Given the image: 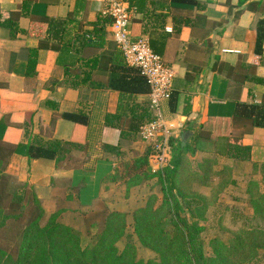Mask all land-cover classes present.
I'll return each mask as SVG.
<instances>
[{
    "label": "crops",
    "instance_id": "crops-1",
    "mask_svg": "<svg viewBox=\"0 0 264 264\" xmlns=\"http://www.w3.org/2000/svg\"><path fill=\"white\" fill-rule=\"evenodd\" d=\"M25 1L31 2L27 16L20 15ZM197 2L146 0L143 10L130 6L129 32L147 39L175 72L163 117L173 138L190 133L182 142L192 151L184 156L177 180L188 168L202 175L223 165L234 175H247L254 165H264V128H251L249 113L250 107H264V0ZM103 10V0H0V206L10 199L4 175L13 184L28 185L48 216L57 211L56 191L65 182L71 183L64 193L75 203L91 213L124 214L128 229L151 198H157L156 206L163 202L157 175L141 176L137 184H131L134 177L116 180L120 165L144 155L149 144L122 139L107 119L122 108L126 117L133 104L148 106L149 92L129 95L111 86L112 80L133 74L126 71L111 25L102 20ZM48 20L65 25L56 31ZM98 21L103 27L95 26ZM91 31L99 33L85 35ZM242 106L249 110L236 120ZM36 138L79 152L81 169L30 157ZM231 141L251 148L250 162L228 158ZM61 220L75 225L82 216L65 210ZM125 245L122 239L117 246L122 251ZM139 248V258H156Z\"/></svg>",
    "mask_w": 264,
    "mask_h": 264
},
{
    "label": "trees",
    "instance_id": "trees-1",
    "mask_svg": "<svg viewBox=\"0 0 264 264\" xmlns=\"http://www.w3.org/2000/svg\"><path fill=\"white\" fill-rule=\"evenodd\" d=\"M174 1L198 5L197 0ZM128 2L131 7L136 6L138 10H143L146 0H128ZM30 7L31 2L25 1L20 15H29ZM3 15L13 17L15 14ZM105 18L102 19L103 22L111 25L112 19ZM48 22L56 31H61L65 25L61 21L48 20ZM95 26L103 27L100 21L96 22ZM98 33L99 31H91L86 32L85 35ZM263 35L264 32L262 37L260 36V41ZM77 39L81 40V37ZM44 46L47 47L46 44ZM154 52L159 55V52ZM31 54L33 60L37 52ZM97 62L98 57L93 60V63ZM126 67L130 68L126 71L133 76L128 79L123 76L121 80H112L111 86L123 94L148 93L150 87L139 70ZM248 110L249 107L242 106L236 120ZM249 113L253 118L251 128H264L262 122L264 107H250ZM153 120L154 117L148 106L133 104L126 117L122 108L120 115L108 117L107 124L119 128L122 139L137 141L141 140L139 138L141 127ZM235 126L237 127L236 123ZM171 145L172 160L163 174L152 172L149 164L152 153L150 145L144 155L120 165V176L116 180L134 177L131 184H137L141 176L149 178L150 174L157 175L163 195L161 205L156 206L157 198L153 197L145 208L134 213L133 235L127 234L128 222L124 214L91 213L92 210H87L85 205L75 203L71 196L64 193L66 186L71 182L63 183L64 188L56 191L58 209L50 216L45 213L42 203L28 185H19L17 189L12 190L8 209H0V231L4 233L8 230L10 235L13 234L11 243L6 245L0 243V264H233V259L240 252L253 249L263 233H258L257 229L245 231L242 236L238 235V238L230 243L213 239L209 243L211 253L207 254L202 240L205 229L199 222L205 220L209 202L206 198L188 193L197 175L190 174L187 178L177 180L184 156L189 152L192 153L189 143L183 144L180 138H172ZM61 148L60 142L44 143L36 138L28 153L30 157L54 160L58 168L81 169V154L74 151L65 152ZM227 156L236 161L250 162L251 148L244 146L241 141H231L227 147ZM259 171L264 176V165L261 167L254 165L253 172ZM3 179L8 182V189H11L9 185L13 183L12 180L5 175ZM57 184L53 181V186ZM252 204L256 214L264 211V200H252ZM65 210L81 215V223L72 225L63 222L61 218ZM134 236L142 247L150 250L157 257L147 261L139 258ZM122 239H126V245L121 251L117 245ZM261 242L262 244L258 245L255 251L264 248V239ZM258 263L264 264L261 261Z\"/></svg>",
    "mask_w": 264,
    "mask_h": 264
},
{
    "label": "rangeland",
    "instance_id": "rangeland-1",
    "mask_svg": "<svg viewBox=\"0 0 264 264\" xmlns=\"http://www.w3.org/2000/svg\"><path fill=\"white\" fill-rule=\"evenodd\" d=\"M191 173L188 168L184 178H187ZM196 175L198 177L195 176L193 183H191L192 188L188 193L199 195L206 198L209 202L205 220L199 222L205 229L202 240L207 254L211 253L209 245L211 240L220 239L225 243H230L233 239H237L238 235L242 236L245 231L257 229L258 233H263V236L259 234V237L261 236L259 242L255 244L252 250L247 249L245 252H240L233 259L232 263L257 264L259 261L264 262V248H259L258 251H255L256 247L262 244L260 241L264 239V211L256 214V209L252 204V200H264V176L262 173L260 171H252L247 175L246 173L234 175L230 167L223 165L220 171H204L202 175L199 173H196ZM234 176H237V180ZM17 187L19 185L13 183L9 185V188H11L8 189L10 199L4 204L2 203L0 209H8L12 198V190L17 189ZM131 232L132 226L130 224L128 233L131 234ZM12 235H10L8 230L4 233L1 230L0 243L4 245L11 243ZM134 239L140 247L139 249H142L141 244L135 236ZM139 254L143 258L147 257L144 255V250H140Z\"/></svg>",
    "mask_w": 264,
    "mask_h": 264
},
{
    "label": "built area",
    "instance_id": "built-area-1",
    "mask_svg": "<svg viewBox=\"0 0 264 264\" xmlns=\"http://www.w3.org/2000/svg\"><path fill=\"white\" fill-rule=\"evenodd\" d=\"M103 17L112 19L111 27L118 49L127 66L138 69L150 87L148 107L154 120L141 127L139 136L152 148L149 164L152 172L163 174L172 160V127L163 117V106L173 94L174 70L156 54L145 38L134 39L129 32L133 10L127 0H103Z\"/></svg>",
    "mask_w": 264,
    "mask_h": 264
},
{
    "label": "water",
    "instance_id": "water-1",
    "mask_svg": "<svg viewBox=\"0 0 264 264\" xmlns=\"http://www.w3.org/2000/svg\"><path fill=\"white\" fill-rule=\"evenodd\" d=\"M190 133H185L184 135H183V137H182V141L183 142H185L186 141V138H187V136L189 135Z\"/></svg>",
    "mask_w": 264,
    "mask_h": 264
}]
</instances>
